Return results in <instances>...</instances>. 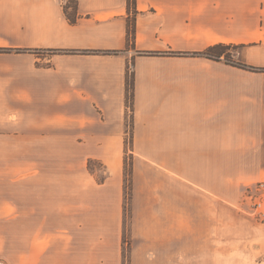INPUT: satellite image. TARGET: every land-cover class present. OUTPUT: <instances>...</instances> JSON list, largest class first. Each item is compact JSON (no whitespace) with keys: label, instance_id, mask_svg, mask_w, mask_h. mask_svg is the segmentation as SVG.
<instances>
[{"label":"crops","instance_id":"crops-1","mask_svg":"<svg viewBox=\"0 0 264 264\" xmlns=\"http://www.w3.org/2000/svg\"><path fill=\"white\" fill-rule=\"evenodd\" d=\"M65 4L0 0V162L10 154L17 164L11 172L0 167V181L27 183L30 140L46 129L56 136L62 125L68 139L92 147L87 157L114 159L125 144L131 62L132 144L147 147L140 153L147 161L233 160L222 157L235 145L228 139L244 135L248 160L264 162V70L222 67L220 60L189 54L243 45L244 60L264 69V0H77L74 23ZM19 202L4 209L23 222V192ZM25 256L22 264H29ZM40 257L36 244L38 263Z\"/></svg>","mask_w":264,"mask_h":264},{"label":"rangeland","instance_id":"rangeland-1","mask_svg":"<svg viewBox=\"0 0 264 264\" xmlns=\"http://www.w3.org/2000/svg\"><path fill=\"white\" fill-rule=\"evenodd\" d=\"M65 6L73 11L70 0ZM225 51L228 60L211 59L222 67L264 70L244 60L241 45ZM198 53L189 54L206 57ZM134 73L131 62L127 79ZM133 102L126 97L125 144L110 161L87 157L92 147L64 136V125L56 136L46 129L30 140L27 183L0 181V264H22L24 252L29 264H264V192L258 190L264 162L248 160V139H228L235 145L222 157L233 160L149 162L140 154L147 147L132 144ZM2 158L1 168L16 169L10 154ZM22 192L28 207L23 222L4 209L6 202L9 208L20 204Z\"/></svg>","mask_w":264,"mask_h":264},{"label":"trees","instance_id":"trees-1","mask_svg":"<svg viewBox=\"0 0 264 264\" xmlns=\"http://www.w3.org/2000/svg\"><path fill=\"white\" fill-rule=\"evenodd\" d=\"M70 2L72 3V8L73 11H68V9L65 7V13L67 18L69 19L70 22L74 23L77 21V0H70ZM132 2V0H130V3ZM128 36H129V43L134 45V41H135V18L130 19L129 21V25H128ZM232 46H237V45H232V44H225V43H221L219 45H216L214 47H211L209 49H206L203 52H200L198 54L200 55H204L206 57L212 58H222L225 56V59L228 60V56L225 52L226 49L232 47ZM243 47V45H241ZM111 53L112 51H107L105 53ZM145 54H151V55H157L160 54V52H143ZM134 96V78L130 80V78L128 77L127 79V98L129 100H131ZM93 160L89 161L88 167L90 169V171L94 174V170L91 167V162Z\"/></svg>","mask_w":264,"mask_h":264},{"label":"built area","instance_id":"built-area-1","mask_svg":"<svg viewBox=\"0 0 264 264\" xmlns=\"http://www.w3.org/2000/svg\"><path fill=\"white\" fill-rule=\"evenodd\" d=\"M258 190H261V192H264V181L260 182V188H258ZM258 206L262 207L263 206V202L259 201L258 202Z\"/></svg>","mask_w":264,"mask_h":264}]
</instances>
